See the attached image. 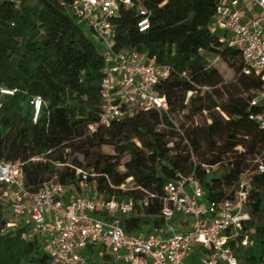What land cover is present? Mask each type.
<instances>
[{"label":"trees","instance_id":"obj_1","mask_svg":"<svg viewBox=\"0 0 264 264\" xmlns=\"http://www.w3.org/2000/svg\"><path fill=\"white\" fill-rule=\"evenodd\" d=\"M74 1L0 0V155L22 163L26 182L36 187L55 176L79 186L82 170L96 185L91 196L137 202L147 197L148 207L122 218L127 233L163 223L165 184L193 173L195 161L210 201L232 197L241 177L250 173L251 219L245 231L253 244L235 253L241 264H264V172L258 171L264 162V130L252 118L263 111L252 105L263 82L243 72L241 51L222 43V33L210 28L223 0H142L150 12L146 32L139 31L136 10H121L113 20L115 49L147 53L173 74L159 88L168 99L167 113L136 112L109 127L99 124L104 57L86 22L73 14ZM203 54L231 66L234 81L212 86L200 63ZM36 97L44 106L35 123L31 100ZM105 147L112 154H105ZM203 148L213 153L211 159ZM224 159V173L205 175L201 164L218 167ZM131 178L133 187L121 190ZM26 231L6 229L0 205V264H51L38 240L23 237ZM100 251L89 249V263L113 264Z\"/></svg>","mask_w":264,"mask_h":264},{"label":"built area","instance_id":"obj_2","mask_svg":"<svg viewBox=\"0 0 264 264\" xmlns=\"http://www.w3.org/2000/svg\"><path fill=\"white\" fill-rule=\"evenodd\" d=\"M124 8L139 13L140 32L150 29V12L142 0H75L71 5L73 14L86 22L104 57L99 124L107 127L136 112L169 110L168 99L159 88L173 69L158 64L147 53L115 49L113 20ZM247 8L257 9L254 17L247 18ZM210 28L222 33V43L241 51L243 72L263 82L252 98V105L263 111L252 118L264 130V0H223ZM182 77L187 76L184 73ZM1 93L13 95L8 90ZM31 106L36 123L44 102L36 97ZM170 121L183 134L178 124ZM198 165L195 161L193 173L165 184L160 226L127 233L122 218L136 215L138 207H148L147 197L137 202L128 197L107 200L91 196L89 175L82 170H78L79 186L63 184L55 176L36 187L26 182L22 163L6 161L0 155V205L5 209L6 229L26 228L23 237L38 240L51 264H90L86 255L90 248H99L100 256H109L113 264H241L235 248L253 244L245 231L251 219L247 202L252 175L241 177L232 197L210 201ZM201 168L208 176L217 166L201 164ZM258 171L264 172V162L258 164ZM131 182L133 179H128L120 189L125 191Z\"/></svg>","mask_w":264,"mask_h":264},{"label":"rangeland","instance_id":"obj_3","mask_svg":"<svg viewBox=\"0 0 264 264\" xmlns=\"http://www.w3.org/2000/svg\"><path fill=\"white\" fill-rule=\"evenodd\" d=\"M201 66L206 72V74L209 77V80L212 84V86H218L223 83H229L231 81H234L235 79V72L231 66L228 64L224 63L222 60L219 58H216L215 56H212L210 54H203L201 60H200ZM254 94V93H253ZM103 152L107 155L112 154V149L110 147H105L103 149ZM202 153H206V157L208 159H211L213 157V153L206 149L203 148L201 151ZM194 156L196 159H201L200 156H198L196 153H194ZM126 157L123 158L122 160V165H121V170H125L123 164L126 162ZM228 167V161L224 159L221 165H219L216 168V174L220 175L225 172V170ZM133 187V182L129 183L127 185V188H132ZM96 188L95 183L90 184L88 188V193L91 194V191H94ZM110 264V262L108 263Z\"/></svg>","mask_w":264,"mask_h":264},{"label":"crops","instance_id":"obj_4","mask_svg":"<svg viewBox=\"0 0 264 264\" xmlns=\"http://www.w3.org/2000/svg\"><path fill=\"white\" fill-rule=\"evenodd\" d=\"M225 1H228V0H225ZM256 12H257V9H255V8H247L245 10V14L247 15V18L254 17Z\"/></svg>","mask_w":264,"mask_h":264}]
</instances>
